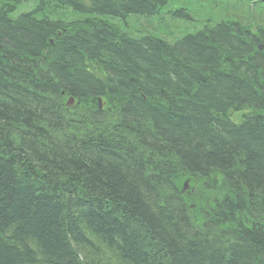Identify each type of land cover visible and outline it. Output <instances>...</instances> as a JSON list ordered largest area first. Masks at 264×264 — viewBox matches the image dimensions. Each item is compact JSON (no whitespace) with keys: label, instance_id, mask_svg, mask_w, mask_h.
I'll list each match as a JSON object with an SVG mask.
<instances>
[{"label":"trees","instance_id":"16d2710c","mask_svg":"<svg viewBox=\"0 0 264 264\" xmlns=\"http://www.w3.org/2000/svg\"><path fill=\"white\" fill-rule=\"evenodd\" d=\"M263 42L264 0H0V264H264Z\"/></svg>","mask_w":264,"mask_h":264},{"label":"bare ground","instance_id":"6f19581e","mask_svg":"<svg viewBox=\"0 0 264 264\" xmlns=\"http://www.w3.org/2000/svg\"><path fill=\"white\" fill-rule=\"evenodd\" d=\"M55 41H56V38L55 37H53V38H51L50 40H49V43L50 44H53V43H55ZM258 47L260 48V44L258 45ZM263 66H264V63H263ZM65 90V89H64ZM65 92V91H64ZM69 97V98H68ZM67 102H66V106H72V104H73V102H74V100H73V98L72 97H70V96H67ZM60 99H62V98H60ZM60 103H63V100H58ZM69 115V114H68ZM91 128V129H90ZM81 135L82 136H87V137H89L90 138V136L92 135V127L91 126H88V127H86V128H84V129H82V133H81ZM74 136V138H76V139H78L79 140V135H73ZM73 138V137H72ZM66 142L67 141H69V140H71V138H69L68 136H66L65 137V139H64ZM75 141V140H74ZM75 143V142H74ZM76 147L78 146V148H79V145L78 144H74ZM180 163V162H179ZM263 221H264V219H263ZM257 230H259V231H261L259 228L257 229Z\"/></svg>","mask_w":264,"mask_h":264},{"label":"rangeland","instance_id":"374dc122","mask_svg":"<svg viewBox=\"0 0 264 264\" xmlns=\"http://www.w3.org/2000/svg\"><path fill=\"white\" fill-rule=\"evenodd\" d=\"M188 187H189L188 182H186V188H188ZM186 188H185V189H186Z\"/></svg>","mask_w":264,"mask_h":264}]
</instances>
